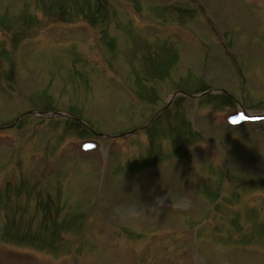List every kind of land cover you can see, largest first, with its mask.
<instances>
[{
	"label": "rangeland",
	"instance_id": "374dc122",
	"mask_svg": "<svg viewBox=\"0 0 264 264\" xmlns=\"http://www.w3.org/2000/svg\"><path fill=\"white\" fill-rule=\"evenodd\" d=\"M0 126V264H264V0H0Z\"/></svg>",
	"mask_w": 264,
	"mask_h": 264
},
{
	"label": "trees",
	"instance_id": "16d2710c",
	"mask_svg": "<svg viewBox=\"0 0 264 264\" xmlns=\"http://www.w3.org/2000/svg\"><path fill=\"white\" fill-rule=\"evenodd\" d=\"M98 4H101V3L98 2ZM99 8H100V6H97V9H99ZM61 120L73 124V131H74L75 133H77V138H81V139L85 138V135H86V134H80V133L77 132L78 127H80L79 124L73 122V121L70 120V119H61ZM68 125H69V124H65V126H64V128H65L66 130H69L70 127H71V126H68Z\"/></svg>",
	"mask_w": 264,
	"mask_h": 264
},
{
	"label": "water",
	"instance_id": "95a60500",
	"mask_svg": "<svg viewBox=\"0 0 264 264\" xmlns=\"http://www.w3.org/2000/svg\"><path fill=\"white\" fill-rule=\"evenodd\" d=\"M61 115H63V114H61V113H53V114L50 115V117H53V116H61ZM44 116H47V115H44Z\"/></svg>",
	"mask_w": 264,
	"mask_h": 264
}]
</instances>
